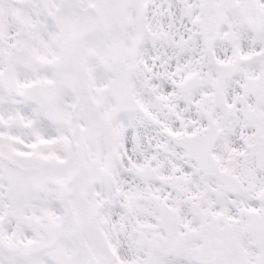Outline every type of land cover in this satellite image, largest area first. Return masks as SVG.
Masks as SVG:
<instances>
[{
    "label": "snow or ice",
    "instance_id": "1",
    "mask_svg": "<svg viewBox=\"0 0 264 264\" xmlns=\"http://www.w3.org/2000/svg\"><path fill=\"white\" fill-rule=\"evenodd\" d=\"M0 264H264V0H0Z\"/></svg>",
    "mask_w": 264,
    "mask_h": 264
}]
</instances>
